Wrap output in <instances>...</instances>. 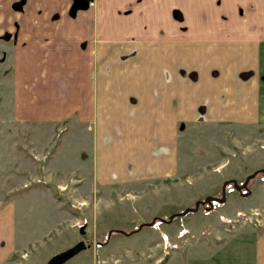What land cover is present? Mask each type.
<instances>
[{"label":"rangeland","instance_id":"374dc122","mask_svg":"<svg viewBox=\"0 0 264 264\" xmlns=\"http://www.w3.org/2000/svg\"><path fill=\"white\" fill-rule=\"evenodd\" d=\"M21 1H24V5L18 13L24 16L12 21L13 6ZM183 1L184 11L167 5L161 7L160 0H122L123 8L119 12L116 11L115 16L127 19L116 20L112 15L102 19L108 29L119 32L106 36L136 45L151 42L154 46H165L169 42L175 44L167 46L169 51L173 52L175 47L179 54L183 53L188 66L204 60H215L217 68L221 65L224 68L229 65L235 66L238 70L234 73L240 85H247L256 74H259L260 82L264 84V46L258 58L255 49L241 47L239 44L251 42L252 37L256 36L259 38L257 41L264 45V33L257 35L248 33L253 31L255 26H264V16L256 17L251 7H248L247 11L246 0L245 5L241 0ZM256 1L264 6V0ZM82 2L83 4L80 0H0V25L2 21L3 24L6 21L15 26L37 25L39 19L43 21L42 17L45 16L44 23L54 26L56 28L54 31L59 32L61 29L64 32L66 30L64 25L68 23V26L80 25V17L83 16V24L88 23L93 28L96 18L93 15L94 18L88 16L94 11L97 0ZM194 6L197 7V11ZM132 10L135 17L130 20ZM199 11H201L199 17L193 16ZM35 15L39 18L31 20ZM62 39L57 40L56 53L50 60H44L45 56L42 54L35 55L38 59H32L27 57L30 56V52L25 50V60L30 59L39 63L22 67L24 69L20 74L23 77L30 73L34 74L35 78L42 77L41 82L25 83L27 95L32 92L29 88L33 83L36 85L35 93L40 87L39 92L43 97L39 105L42 107L40 114L14 115L12 113L14 108L1 107L2 102L7 100L8 103L10 98L0 97V127L7 124L12 126L11 130L0 128V204L10 197L19 195L23 186L50 187L51 189L47 191H51V195L62 202L65 218L73 222V226L69 221L66 222L67 225L58 226L65 231V235L57 242L52 244L48 242V249L45 246L39 249L40 251L33 249L29 261L27 258L24 260L26 264H47L52 256L79 241H84L89 248L65 264H118L119 261H129L128 255L148 256L152 250L148 249L147 243L158 237L163 238L162 251L169 252L171 248L187 242L184 239L186 230L178 227L182 223L181 218L175 217L169 229L162 221L170 223L169 218L172 215L193 208L197 200L203 201L209 196L220 198L224 181L234 179L241 185L249 175L258 169H264V123L239 130L215 128L207 131L208 133L203 129L186 128L183 134L185 137L182 138L184 154L179 162L185 167L186 175L165 179L164 184L159 180L152 184L138 183L135 186V193L125 192L119 196L113 195L111 188L105 189L102 195L96 192L88 193L87 183L90 190L92 186L90 177L95 175L96 169L95 132L89 128L86 134L87 131L78 124L80 114L71 115L70 109L83 100L81 96L83 85H88V91H93L98 67L91 63L94 61V52L91 48L96 47L97 39L90 35L87 40L80 42V50L78 49V54L74 56H69L72 49H67ZM128 46L121 49L120 57H131L136 53L135 49H130L132 45ZM82 54L86 60H83ZM248 65L256 66L255 71H246L245 67ZM113 68L119 67L110 66L106 67V70ZM220 71L212 70L209 73L217 77L224 72ZM183 74L185 75V72ZM196 75L198 72L186 71V77L189 76L186 79L196 81L198 79ZM45 91L46 93H43ZM1 92L5 93L3 90ZM27 99L24 95L21 103ZM49 105L50 107L44 111V107ZM198 109H204L203 105L199 104ZM261 117L264 118V113ZM207 138L209 142H206ZM198 165L202 167H197ZM71 171L72 176L64 178V173L68 175ZM85 176L89 179L84 180L85 187L82 189L81 178L83 180ZM64 183L69 185L68 191L61 192L56 189V186H63ZM258 183L264 185V175L253 178L248 184V191L249 185L258 186ZM225 191L228 198L245 197L241 191H235L231 184L226 186ZM88 194L89 197H86ZM194 199L196 200L193 202ZM87 202V206L82 205ZM214 206L211 208L210 205H203L197 215L192 216L191 212L188 217L198 222L201 216L218 211L222 203ZM130 208L133 212L128 213ZM257 213L260 215L256 216ZM246 217H250L252 224H261V213L256 208L238 210L227 222L251 224ZM152 221H154L152 226L137 230L140 225ZM165 230L171 239L168 240ZM110 231H123L126 235L113 233L108 237ZM138 231H140L138 234H134ZM170 242H174V245Z\"/></svg>","mask_w":264,"mask_h":264},{"label":"crops","instance_id":"0c3cea01","mask_svg":"<svg viewBox=\"0 0 264 264\" xmlns=\"http://www.w3.org/2000/svg\"><path fill=\"white\" fill-rule=\"evenodd\" d=\"M160 1L161 7L167 5L184 11L183 0ZM241 2L245 5V0ZM246 2L247 11L251 7L256 17L264 16V6L261 3L256 0ZM122 8V0H97L94 9L96 13L92 11L88 16L96 18L93 28L88 23L83 24V16L80 17V25H64V32L61 29L59 32L54 31V26L44 23L45 16L42 17L43 21L39 19L37 25L15 26L6 21L4 24L2 21L0 25V97L10 98L8 103L7 100L1 101V107L14 108L11 110L14 115L40 114L42 111L39 106L42 97L40 87L35 93L36 85L33 83L29 88L32 92L28 95L25 93L26 82H41L42 77L35 78L31 73L23 77L20 74L25 66L39 65L30 59L25 60L26 49L30 52L27 57L38 59L35 55L42 54L45 56L44 60H50L56 53L57 40L61 38L65 47L72 49L69 56L78 54L79 43L87 40L90 35L97 39L96 47L91 48L94 52V61L91 63L98 67L93 91H88V85H83V100L70 106L71 115L80 114L78 124L87 131L86 134L89 128L95 132L96 169L95 175L90 177V190L87 183V192L91 194L96 192L102 195L109 188L117 196L125 192L135 193L138 183L152 184L159 180L164 184L165 179L186 175L185 167L179 164L184 154L182 138L185 137L183 134L186 128L203 129L206 132L215 128L239 130L264 123V118L261 117L264 113V84L260 82L259 74L254 75L247 85H240L234 73L238 70L235 66L224 68L220 64L217 68L215 60H204L188 66L183 53L179 54L175 47L173 52L169 51V42L165 46H154L151 42L136 45L114 40L106 35L119 32L108 29L102 19L111 15L116 20L127 19L115 16L116 11L119 12ZM13 11L12 21L23 18L24 14ZM200 12L193 16L199 17ZM134 17L132 10L129 18L131 20ZM38 18L35 15L31 20ZM248 33L263 34L264 26H255ZM258 39L254 36L251 42L239 44L241 47L255 49L256 57L259 58L264 45ZM128 45H132L130 49H135L136 53L131 57H120L121 49L128 48ZM82 58L86 60L84 54ZM110 66L119 68L106 70ZM218 69L221 70L220 73L224 72L217 77L209 73ZM255 69L254 65L245 67L246 71ZM188 70L198 72L196 81L186 79L190 76L186 77ZM24 95L28 99L21 103ZM261 99L263 101H259ZM199 104L204 109H198ZM48 107L50 105L44 107V111ZM11 127L7 124L0 128L11 130ZM206 142H209L208 138ZM72 172L68 175L64 173V178L72 176ZM83 178L80 186L82 189L85 187L84 180L89 179L87 176ZM249 187L248 196L228 198L226 195L218 211L201 216L198 222L188 217L191 213L177 217L182 220L178 227L186 230L184 239L187 242L184 245L176 244V248L163 252V238L158 237L147 243L148 249L152 250L148 256L128 255L129 261H119L118 264H264V185ZM68 188L66 183L56 186L61 192L68 191ZM49 189L51 188L40 185L23 186L19 195L1 202L0 264H26L24 260L27 258L29 261L33 249L40 251L43 246L48 249V242H57L65 235V231L58 226L67 225L68 221L73 226L72 220L65 218L62 202L51 195L52 192L47 191ZM87 204L88 202L82 205ZM254 208L261 213V224L227 222L236 211ZM132 210L130 208L125 211L130 213ZM198 211L199 209L192 212V216L197 215ZM172 223L173 220L162 224L169 229ZM165 233L168 240L171 239L167 230ZM170 244L174 245V242Z\"/></svg>","mask_w":264,"mask_h":264},{"label":"water","instance_id":"95a60500","mask_svg":"<svg viewBox=\"0 0 264 264\" xmlns=\"http://www.w3.org/2000/svg\"><path fill=\"white\" fill-rule=\"evenodd\" d=\"M80 3L83 4L82 0H80ZM82 4H81V7L83 8ZM23 5H24V1H21L20 3L15 4L13 6V9L16 10V11H20L22 9ZM260 171H262V173L264 174V169H260ZM254 176H255V173H252L251 175H249L245 179V182L247 183ZM227 182L228 181H225L224 184H223L222 193H221V198L220 199H213L212 200V197L209 196V197H206L203 201H197L193 208H188V209H185L181 213L172 215L170 217V219H169V222H171L175 217L184 216V215H186L188 213H191V212H196L201 206L206 205V204H210L211 201H217L218 203H224L225 197H226L225 186H226ZM230 182H232L233 187L236 189V191H240L244 186H246L245 185L246 183H242L241 185H238L235 180H230ZM162 222H166V221H162ZM153 224H154V221H152L149 224H142V225H140V227L137 230H139V229H141L143 227H146V226H152ZM136 231H134V232H136ZM113 233H119V234H122V235H126V233L123 232V231H115V232L114 231H110L108 233V237H110ZM88 248H89V245H87L84 241H79L78 243H76L72 247H70V248H68V249H66V250H64V251H62L60 253H57L56 255L52 256L48 260L47 264H65L69 260L74 258L76 255H78L80 252H82V251H84V250H86Z\"/></svg>","mask_w":264,"mask_h":264},{"label":"trees","instance_id":"16d2710c","mask_svg":"<svg viewBox=\"0 0 264 264\" xmlns=\"http://www.w3.org/2000/svg\"><path fill=\"white\" fill-rule=\"evenodd\" d=\"M254 173H255V176L252 177L247 183H246L245 181L243 182V183H246V184H245L246 186H244L243 188L248 189V184H249V182H250L253 178H255V177L258 176V175H264V174L262 173V171H260V170L254 172ZM230 184L233 185L232 182L228 181L227 184H226V186H227V185H230ZM226 186H225V190H226ZM220 198H221V197H220ZM220 198L212 197V200H213V199H220ZM169 219H170V218H169ZM156 220H158V219H154V221H156Z\"/></svg>","mask_w":264,"mask_h":264},{"label":"built area","instance_id":"2783aa9c","mask_svg":"<svg viewBox=\"0 0 264 264\" xmlns=\"http://www.w3.org/2000/svg\"><path fill=\"white\" fill-rule=\"evenodd\" d=\"M241 194H242L243 196H245V195L247 194V191H246L245 189H242V190H241ZM215 204H220V203H218L217 201H211L210 204H206V205H210L211 208H214V207H215V206H214ZM259 215H260L259 213L256 214V216H259ZM242 218H244V217H242ZM246 219L252 223L250 217H246ZM253 224H255V223H253ZM256 225H257V224H256Z\"/></svg>","mask_w":264,"mask_h":264},{"label":"flooded vegetation","instance_id":"af4514ba","mask_svg":"<svg viewBox=\"0 0 264 264\" xmlns=\"http://www.w3.org/2000/svg\"><path fill=\"white\" fill-rule=\"evenodd\" d=\"M233 188H234V187H233ZM242 189H245V188H242ZM242 189H241V190H242ZM234 190L236 191L235 188H234ZM241 190H240V191H241ZM245 190L247 191V194H246L245 196H248L249 191H248V189H245ZM240 191H237V192H240Z\"/></svg>","mask_w":264,"mask_h":264}]
</instances>
